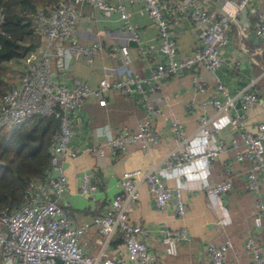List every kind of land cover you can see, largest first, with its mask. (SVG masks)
I'll return each mask as SVG.
<instances>
[{
  "label": "built area",
  "instance_id": "2783aa9c",
  "mask_svg": "<svg viewBox=\"0 0 264 264\" xmlns=\"http://www.w3.org/2000/svg\"><path fill=\"white\" fill-rule=\"evenodd\" d=\"M85 0H55L48 13L37 12L35 20L44 38L40 48L31 50L23 57L25 71L0 96V126H9L26 120L34 113H54L58 117V125L49 136L50 171L45 184L37 186L30 181L25 187L26 201L19 206L0 209V259L6 264H127L136 261L149 264L155 256L148 250V242L144 237L145 229L140 223L128 217V206L139 194L138 183L144 180L152 193L156 206L163 207L169 199H174L175 210L179 215L185 211L186 204L182 197L181 186L176 183L172 189L163 176L172 169V174L182 176L183 167L193 159H203L211 164L224 144H216L211 138L212 131L228 124L239 129L242 137L241 148L236 149L235 158L251 159V166L246 172V187L257 191L255 209L252 216L254 226H264V193L259 191L257 170L264 174V120L257 121L254 128L246 122L244 110L257 101L258 94L253 81L246 82L239 91L229 93L222 81L216 77V96L201 99L199 105H212L213 115L200 114L198 131L203 136V144L196 149L190 135L182 130L181 121L174 116L171 127L178 139L176 147L170 149L162 158L163 164H156L148 169L135 167L123 170L119 176V190L109 199L102 214L93 216L102 234L100 241L107 243L113 233H122L125 250L122 255H102L88 253L84 250L80 235L87 229L90 222H76L73 215L58 202V197L67 186L66 174L62 160L65 156H74L76 151L69 146L72 133L71 114L81 107L84 98L95 95L101 104L107 98L104 92L115 89L119 93H142L143 104L147 112L155 114L159 111V102L167 98L152 92L159 87V77L167 76L180 66H191L200 63L209 70H214L222 61L220 47L228 40V31L232 23H238L239 33H244L247 26L238 22L242 11L249 6L250 0H178L174 5L163 0H143L144 8L150 15L159 36V50L165 60L158 62L148 75L130 70L127 74L114 79L102 75L95 84H90L80 77H73L71 84L66 82L68 59L73 55L82 54L88 62L97 55L101 46L103 32L97 30L88 44H79L75 35L77 5ZM102 7L108 5L116 8L119 14V34L112 35L122 38L117 48L121 52L123 63L130 61L127 42L136 40L139 32L129 20L123 0L108 4L107 0H86ZM134 1V0H130ZM174 10V20L187 12L189 18L197 25V46L186 56L178 57L177 44L171 35L170 22L163 14V8ZM3 19L0 7V21ZM250 24L253 32L264 40V11H257ZM65 42V43H64ZM54 59L58 70L52 67ZM264 72V65L262 66ZM197 90H203L204 81L193 76ZM150 85L149 92L144 91V84ZM240 100L243 110L233 109L231 114H221L226 108ZM107 131V130H106ZM158 132L153 129L151 119L144 116L138 119L136 129L129 131L122 126L116 132H106L104 139L91 146L93 151L103 153V144L111 147L113 152L123 149L127 143L139 142L146 148L151 141L158 139ZM232 144L236 145L234 139ZM196 170L199 169L196 167ZM201 187L207 194L210 204L214 207L215 226L217 228L228 220L220 196L231 187L229 178L210 181L201 180ZM97 185L89 172L80 177L79 189L82 193L92 195ZM34 191V192H33ZM54 194V198L51 197ZM187 237L184 228L162 229V239L167 253L175 252V244L179 239ZM206 251L211 264H225V255L231 247L229 238L219 243L206 242ZM244 248L250 256L251 264H264V253L260 243L253 234H248Z\"/></svg>",
  "mask_w": 264,
  "mask_h": 264
},
{
  "label": "crops",
  "instance_id": "0c3cea01",
  "mask_svg": "<svg viewBox=\"0 0 264 264\" xmlns=\"http://www.w3.org/2000/svg\"><path fill=\"white\" fill-rule=\"evenodd\" d=\"M117 0H107L108 4ZM132 25L139 32L136 40H128L130 61L123 63L118 47L123 41L112 35L119 34L120 18L116 8L108 5L99 7L90 1H82L77 5L75 20V35L79 44H88L97 30L103 32L101 46L97 55L90 62L82 54H73L68 59L66 82L71 84L73 77L95 84L102 75L114 79L135 70L139 74L148 75L158 62L164 61V54L159 50V36L152 18L144 8L143 0H123ZM173 3L178 0H163ZM257 11H264V0H250L249 6L242 11L238 22H244L247 30L239 33L238 23H232L228 31V40L219 49L221 63L209 70L200 63L191 66H180L167 76L159 77V87L152 92L153 96L162 93L167 98L160 100L159 111L155 114L147 112L143 104L142 93H119L115 89L104 92L107 101L101 104L98 97L88 95L81 107L71 114L72 133L69 146L76 151L74 156H65L62 160L63 171L66 174L67 186L58 197L61 203L74 217L76 222L88 220L86 230L80 235L84 250L94 254L122 255L125 250L123 239H110L103 244L98 225L93 222V216L102 214L109 199L119 190V176L123 170L139 167L148 169L156 164H163L162 158L168 151L176 147L178 139L171 127L174 116L181 121L182 130L190 135L192 144L200 149L203 136L199 133L198 118L200 114L213 115L214 108L208 104L203 107L199 101L218 94L215 79L218 77L229 93H235L248 81L252 80L257 90L258 99L245 110L246 122L254 128L257 121L264 120V40L256 35L250 24ZM163 14L170 22L171 35L177 44L178 57L191 54L197 46V25L188 13L173 19L174 10L163 8ZM65 43V42H64ZM114 46V47H113ZM52 67L56 72L58 67L52 59ZM193 76L204 81L203 90H197ZM18 79V78H17ZM15 79L14 82L17 80ZM149 92L148 83L143 86ZM243 108L240 100L226 108L221 114H231L233 109ZM148 116L153 129L158 132V139L151 141L146 148L139 142H130L113 152L111 147L103 144V153L99 154L91 146L104 139L106 132H116L122 126L129 131L136 129L138 119ZM107 130V131H106ZM211 138L216 144H224L212 163L207 165L203 159H193L183 167L181 177L169 173L163 176L172 189L179 184L186 208L182 215L175 210L174 199L163 206L155 204L152 193L144 180L138 183L139 194L128 206V217L131 221L140 223L146 230L144 237L148 242V250L155 258L149 264H211L206 251V242H221L225 238L231 241V247L225 255V264H251L250 256L244 248L248 234H253L261 244L264 253V226H254L252 216L255 209L257 191L246 187V172L251 166V159L238 160L235 151L243 146L239 129L232 125H222L212 131ZM232 139L236 145L232 144ZM196 167L199 171L196 170ZM89 172L97 187L92 195L82 193L79 189L80 177L83 172ZM210 181L229 178L231 187L220 196L221 203L227 213V221L222 227L215 226L216 212L210 204L206 192L201 187V180ZM259 191L264 193V174L257 170ZM37 186L45 182H34ZM54 198V194H51ZM184 228L187 237L179 239L175 244V252L165 251L162 239V229ZM0 264H6L0 259ZM127 264H139L127 261Z\"/></svg>",
  "mask_w": 264,
  "mask_h": 264
},
{
  "label": "trees",
  "instance_id": "16d2710c",
  "mask_svg": "<svg viewBox=\"0 0 264 264\" xmlns=\"http://www.w3.org/2000/svg\"><path fill=\"white\" fill-rule=\"evenodd\" d=\"M54 2L0 0V96L14 83V76L25 71V54L42 46L44 38L34 14L48 13ZM57 125L54 113H34L24 121L0 126V209L26 201L25 187L30 181L46 182L49 136ZM114 238L123 239L122 233L115 231L110 239Z\"/></svg>",
  "mask_w": 264,
  "mask_h": 264
},
{
  "label": "rangeland",
  "instance_id": "374dc122",
  "mask_svg": "<svg viewBox=\"0 0 264 264\" xmlns=\"http://www.w3.org/2000/svg\"><path fill=\"white\" fill-rule=\"evenodd\" d=\"M103 6H105V5H103ZM10 78H12V77H10ZM17 78H18V76H14V80L17 79ZM16 81H17V80H16ZM16 81H15V82H16Z\"/></svg>",
  "mask_w": 264,
  "mask_h": 264
},
{
  "label": "clouds",
  "instance_id": "9594fccd",
  "mask_svg": "<svg viewBox=\"0 0 264 264\" xmlns=\"http://www.w3.org/2000/svg\"><path fill=\"white\" fill-rule=\"evenodd\" d=\"M15 83V82H14ZM12 85V84H11Z\"/></svg>",
  "mask_w": 264,
  "mask_h": 264
}]
</instances>
